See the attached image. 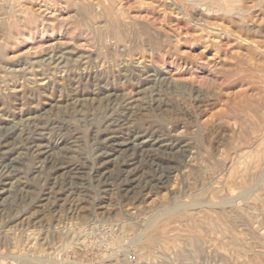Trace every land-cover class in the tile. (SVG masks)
<instances>
[{"label":"rangeland","instance_id":"rangeland-1","mask_svg":"<svg viewBox=\"0 0 264 264\" xmlns=\"http://www.w3.org/2000/svg\"><path fill=\"white\" fill-rule=\"evenodd\" d=\"M88 1L0 0V264H264V0H119L120 42Z\"/></svg>","mask_w":264,"mask_h":264},{"label":"bare ground","instance_id":"bare-ground-1","mask_svg":"<svg viewBox=\"0 0 264 264\" xmlns=\"http://www.w3.org/2000/svg\"><path fill=\"white\" fill-rule=\"evenodd\" d=\"M71 2V1H74V0H68V2ZM83 1H88V0H82ZM173 1H176L178 3H180L183 8L185 10H196V9H200V7H203L206 11H202V12H206V15H210L211 13H216V12H221V13H224V14H231V13H235L233 11H242L243 9V2L244 0H173ZM258 1V0H257ZM260 1V0H259ZM90 2V3H89ZM253 2V1H252ZM264 2V1H263ZM262 2V3H263ZM89 4L87 3H84V10L85 11H89V12H95V13H99V16L100 15H104L103 17L107 16L108 20L106 22V27L108 29V32L109 34L117 41H123V37H122V29H123V22H121V19H120V15H121V18H122V5L121 3L119 2V0H89L88 1ZM261 3V2H260ZM247 4V3H246ZM48 6V5H47ZM50 7V6H49ZM53 9V8H52ZM247 10V9H246ZM249 10V9H248ZM247 10V11H248ZM200 11V10H199ZM124 17V16H123ZM94 18V17H93ZM125 18V17H124ZM123 19V18H122ZM127 20V19H126ZM125 21V20H124ZM126 22V21H125ZM132 23V21H131ZM206 23V22H205ZM224 23V22H223ZM144 26V25H143ZM151 26V25H150ZM128 27V26H127ZM133 28V27H132ZM146 28V27H145ZM128 29V28H127ZM96 30V29H95ZM147 30V28H146ZM124 31V30H123ZM149 32V31H148ZM150 33V32H149ZM146 39V38H145ZM160 39V38H159ZM245 39V38H244ZM113 40V39H112ZM148 40L151 41L152 40V37L151 35L148 34ZM103 41V40H102ZM157 41V40H156ZM162 41V40H161ZM160 42V41H159ZM162 45V44H161ZM167 45V43H166ZM126 145V144H125ZM127 146V145H126ZM243 193V192H242ZM241 195L237 197V200H242L245 198L246 195ZM246 193V192H244ZM243 193V194H244ZM232 198V197H231ZM248 198V197H247ZM234 199V198H233ZM237 200H230V199H225V200H222L220 203H217V206H213V204H204V209L207 207L208 208V211H210L211 213H216L214 214L215 216H209L207 218V221L208 222V225L210 226H207L208 229H213L215 230V232L217 231L218 233H221L225 236H228L232 241H238L237 240V234L234 233L231 229V226L233 223H235V220L238 219V214L235 213V215H233V218L230 219V218H227L226 217V214L228 211H226V208H225V205H228L229 206H232L234 205L233 202H237ZM237 204V203H236ZM195 205V204H194ZM254 205V204H252ZM198 206H202L201 203H199ZM237 206V205H236ZM179 207V206H178ZM235 207V206H234ZM188 209H190V207L188 206V208H175V209H171V210H168L165 212V214H171V217L169 216L170 219H177V220H182L186 217H188V220L189 218L190 219H196L197 217V214L201 213L202 210L200 211H197V212H193L191 214V212L189 213H186L184 212L185 211H188ZM200 209V208H199ZM203 209V208H202ZM228 209V208H227ZM230 210V209H229ZM183 211V212H182ZM216 211V212H215ZM232 211V210H231ZM182 212V213H181ZM226 213V214H225ZM233 213V212H232ZM232 213L231 216H232ZM234 214V213H233ZM202 215V213H201ZM205 216V215H204ZM202 216V218L204 217ZM241 216V215H240ZM200 217V216H199ZM207 217V216H206ZM201 218V217H200ZM201 218V219H202ZM157 219V218H156ZM167 219V218H166ZM198 219V218H197ZM176 221V220H175ZM174 221V222H175ZM186 221V220H184ZM203 221V220H202ZM204 221V222H205ZM195 223V222H194ZM192 225V224H191ZM155 226V225H154ZM151 227V226H150ZM153 227V226H152ZM151 227V228H152ZM156 227V226H155ZM175 227V226H174ZM181 227V226H180ZM233 227V226H232ZM198 229V228H197ZM176 230H178L176 228ZM167 232V231H166ZM214 232V231H213ZM214 232V233H215ZM191 233V232H190ZM196 233V231H195ZM166 234V233H165ZM194 234V233H193ZM148 236V235H146ZM182 236V235H181ZM195 236V235H194ZM183 237V236H182ZM190 237V236H189ZM240 237V236H239ZM179 238V237H178ZM197 239H195V244L196 246H199L200 243H203V242H200L198 239V237H196ZM211 240V239H210ZM218 240V239H217ZM216 240V241H217ZM190 241V240H189ZM202 241V240H201ZM212 241V240H211ZM150 241L148 240L145 244L144 242V245H148L149 247V244H151V242L149 243ZM167 242V241H166ZM193 242V241H192ZM213 242V241H212ZM214 243V242H213ZM222 243V242H221ZM194 244V243H193ZM194 244V245H195ZM232 244V243H231ZM172 245V244H171ZM205 245V244H204ZM202 246V244H201ZM234 246V245H233ZM237 247V245H235ZM166 247V246H165ZM224 247V246H223ZM192 248V247H191ZM237 248H240L237 247ZM238 250V249H237ZM241 250V249H239ZM238 250V251H239ZM235 251V250H234ZM236 251V253L238 252ZM245 251V249H244ZM240 252V251H239ZM228 254V253H227ZM235 255V254H234ZM32 263V262H31ZM48 262H44L43 260L39 261L37 264H47Z\"/></svg>","mask_w":264,"mask_h":264},{"label":"built area","instance_id":"built-area-1","mask_svg":"<svg viewBox=\"0 0 264 264\" xmlns=\"http://www.w3.org/2000/svg\"><path fill=\"white\" fill-rule=\"evenodd\" d=\"M113 231L114 229L111 223H90L79 228L77 236L79 242L85 244V246L101 251L108 247Z\"/></svg>","mask_w":264,"mask_h":264}]
</instances>
